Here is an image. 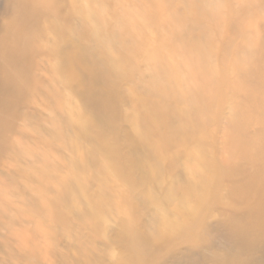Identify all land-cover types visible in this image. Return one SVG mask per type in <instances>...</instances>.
<instances>
[{
	"label": "clouds",
	"instance_id": "clouds-1",
	"mask_svg": "<svg viewBox=\"0 0 264 264\" xmlns=\"http://www.w3.org/2000/svg\"><path fill=\"white\" fill-rule=\"evenodd\" d=\"M18 4L0 33V264H165L218 225L264 244V0ZM81 53L118 107L92 106ZM134 143L186 184L143 192L124 176ZM46 146L55 179L25 163Z\"/></svg>",
	"mask_w": 264,
	"mask_h": 264
},
{
	"label": "rangeland",
	"instance_id": "rangeland-1",
	"mask_svg": "<svg viewBox=\"0 0 264 264\" xmlns=\"http://www.w3.org/2000/svg\"><path fill=\"white\" fill-rule=\"evenodd\" d=\"M18 8V0H0V33L5 31L6 25L13 20ZM78 56H85L84 59H87V61L89 62L86 54L81 53L78 54ZM76 67L78 68L77 71L81 72V70H83L85 72L83 73V78L85 89L87 92L89 86L88 81H90V78L93 76L99 77L98 72L92 70L90 62L85 65L83 69L81 68V70L79 69V67H81L80 65H76ZM98 85L103 86L101 82H98ZM104 88H106V86H104ZM10 95L11 93L8 89L0 87V111L7 112L10 109ZM96 101H98L99 106L97 107V102L92 104V106L100 112L103 111L105 104H110L118 107L120 103L119 99L115 95H112L111 97L108 95L107 97L98 99ZM7 152L8 149L0 148V163H2V161L7 158ZM53 156L62 157L63 153L60 149L54 147H40L37 149L35 155H30L26 158L27 161L25 163L28 166L37 169V175L41 174L45 179H55L56 177L54 173L59 170V164L53 159ZM127 161L124 168V176L127 179L133 181L137 187H140L142 189L143 192H147L149 189H151V191L159 194L162 198L164 196H167V191L170 184L171 186L176 188L178 185L174 184V182L177 181V184H179L180 181H183V179L185 178L182 170H176L172 164L163 166L161 165L162 169L153 179V182L155 184L151 183L153 184V186H151L147 182H141L137 180L138 176L132 174L131 171L133 170V168L130 170V166L127 164ZM153 162L154 161H150L148 163L154 164ZM0 175H5L2 168H0ZM169 177H171V180H169ZM212 233L215 238L212 240L210 246L201 249H193L191 247H180L174 249L167 256L165 264H207V260L209 259V252L222 251L224 249H231L233 253L239 251L240 255L247 259V264H264V244L253 245L243 237L234 236L224 225H218L214 227ZM100 242L102 243L103 241Z\"/></svg>",
	"mask_w": 264,
	"mask_h": 264
},
{
	"label": "bare ground",
	"instance_id": "bare-ground-1",
	"mask_svg": "<svg viewBox=\"0 0 264 264\" xmlns=\"http://www.w3.org/2000/svg\"><path fill=\"white\" fill-rule=\"evenodd\" d=\"M84 57H82V56L80 57L77 55L75 58L76 65L81 66V67H79L80 70H81V68L83 69L85 67V65H87L90 62V61L88 62L87 59L85 60ZM81 72H82V75H83V73H85L83 70H81ZM98 76L99 77L93 76L90 78V81H88L89 82L88 83L89 86L87 89L88 91L86 92L87 95L90 97V99L93 101V104L97 102L96 103L97 107L99 106V103L96 100L103 99L104 97H107L109 95L106 88H104V86H106V84L102 78V75L100 73H98ZM98 82H101L103 84V86L98 85ZM150 161H154L153 162L154 164H149L148 162H150ZM147 163H148V165H147ZM127 164L130 166V170L133 168V170L131 172H132V174L138 176L137 177L138 179L136 178L138 181L147 182L151 186H153V184H155L153 182V179L159 173V171L162 169V166H163V165L161 166V164L159 163V155H158L157 150L155 148L147 146V145L139 144V143H134L130 146V148L128 150ZM153 173H155V174L153 175ZM151 183H153V184H151ZM178 183H179V181H178ZM174 184H176L178 186L176 188L172 186L173 189L174 190L179 189L180 187H182L186 184V180L184 178L183 181H180L179 184H177V181H175ZM168 193H169V189L167 191V195H168ZM202 250H205V249H202Z\"/></svg>",
	"mask_w": 264,
	"mask_h": 264
}]
</instances>
